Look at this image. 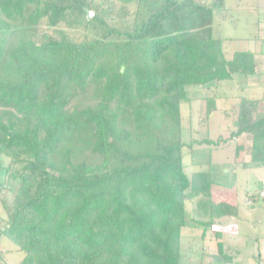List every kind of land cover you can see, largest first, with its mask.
<instances>
[{
  "label": "trees",
  "instance_id": "1",
  "mask_svg": "<svg viewBox=\"0 0 264 264\" xmlns=\"http://www.w3.org/2000/svg\"><path fill=\"white\" fill-rule=\"evenodd\" d=\"M118 1L125 27L108 20L120 19L114 1L0 0V264L3 241L23 254L13 264H194L182 248L192 226L221 239L215 221L236 209L195 160L214 142H185L181 111L202 100L187 87L256 73L254 53L227 58L213 29L229 7ZM84 6L97 14L88 20ZM75 9L82 21H66ZM236 127L232 136H253L250 164L264 167V100L242 98ZM199 264L237 262L219 242Z\"/></svg>",
  "mask_w": 264,
  "mask_h": 264
},
{
  "label": "rangeland",
  "instance_id": "2",
  "mask_svg": "<svg viewBox=\"0 0 264 264\" xmlns=\"http://www.w3.org/2000/svg\"><path fill=\"white\" fill-rule=\"evenodd\" d=\"M78 2L79 0H75ZM111 3L114 1L116 8L114 14L119 16L117 21L110 20L112 23H116L117 26L125 27L129 19L120 16L122 11L121 6L124 3L118 0H109ZM228 4L229 10L226 12V19L217 16L213 19V29L215 33L219 34L220 38L229 40L230 38L236 37H248L253 38L256 35L261 37L264 35V0H224ZM104 3V2H103ZM73 4V3H72ZM83 7V4H82ZM118 7V8H117ZM259 7V8H258ZM132 12L135 11V4L131 6ZM106 13L112 11L111 7L108 5L100 8ZM87 10L84 6L83 11ZM92 13L93 18L97 12L94 8H89ZM67 18L66 21H82L83 15L77 9L70 10L68 14H64ZM133 14L131 15V20L133 19ZM66 21H62L60 26L67 27ZM261 21V22H260ZM48 30L49 33L52 29H48L47 25L44 26V30ZM79 35H84L83 29H79ZM224 46L228 48L230 41H225ZM229 84V83H228ZM215 88V87H213ZM226 89L227 86H225ZM208 89L200 86H191L186 88V92L189 96L193 94L202 95ZM222 90V91H220ZM218 93H223L225 96V90L220 89ZM236 89L229 88L230 94L228 98H223V102H218V110L215 112L208 111V102L214 107L215 101L213 97L211 100H198L185 103L181 107L182 115L184 118L183 122V138L185 142H190L192 140H204L209 139L214 143L208 145H198L195 147V160L198 162L205 161L206 168L211 169V177L213 180V185L217 189V193L220 194L219 198L230 204L235 200V194L238 191L240 194L245 193L247 190L251 191L252 194L250 199L243 200V197H239L240 202L251 203L253 208L257 209L253 212L251 209L244 207L240 208L238 212V217L235 218V225L227 226L228 232H224L226 229L224 226H215L216 230L223 232V237L217 239L215 232H208L206 239L200 237V232L203 230L201 227L196 225L192 226V235L187 234L186 238L182 241L183 252L187 255V262L199 264L200 258L203 251L206 250H216L219 242L224 244L225 251L235 257L237 264H259L264 257V252L261 254L259 251H264V198L260 197L261 189L264 188V184L259 180L260 176H264V167L251 166L249 161L251 158L248 157L247 152H243L240 156H236L237 146L241 143L244 144V138H238V142L231 143V135L235 131V120L236 117L233 114L234 108L232 106L237 102ZM212 94H216L217 91L210 89ZM254 92H248V97H253ZM221 103V104H219ZM234 131V132H233ZM218 139H221V146L217 145ZM190 156L187 154L186 163L190 165ZM209 160L210 164L206 161ZM1 163L4 167H7L9 160L6 158H1ZM245 163L247 166H243ZM208 164V165H207ZM205 167V166H204ZM189 171V170H188ZM237 190V191H236ZM8 201H11V196L7 195L5 197ZM243 200V201H242ZM194 208L191 203H187V217L190 221L193 217ZM7 220L6 212L3 208L2 201L0 200V225H5ZM233 222V220H231ZM230 222V223H232ZM218 223V222H217ZM227 223V222H225ZM218 223L217 225H220ZM236 227L237 232L229 231ZM188 233V232H187ZM236 242V243H235ZM2 249L5 252V259L7 264H13L20 261L23 254L10 246L8 242H2ZM238 249V253L236 252ZM185 255V258H186Z\"/></svg>",
  "mask_w": 264,
  "mask_h": 264
},
{
  "label": "crops",
  "instance_id": "3",
  "mask_svg": "<svg viewBox=\"0 0 264 264\" xmlns=\"http://www.w3.org/2000/svg\"><path fill=\"white\" fill-rule=\"evenodd\" d=\"M256 4L257 5L259 4V0H258V3H256ZM227 6H228V4H227ZM217 35H219V34H217ZM224 40L230 41L228 48L224 46V51H225L227 58H231L235 52L249 51V52L254 53L256 66H257L255 75L245 76V75L236 74V75H234L233 79L226 81L222 85L217 86L216 84H213V85H210L208 87L206 86L205 88H207L208 90L205 93H202V95L193 94L192 97L193 98H195V97L200 98V99H203L206 101L208 98L213 97L214 101H215V105H214L215 109L213 111H210L208 109V111L210 113L211 112L213 113L216 110H218V106H217L218 102L221 101V103H222L224 101L223 98L229 97L228 94H230V93H229L228 89L229 88L236 89L238 91L237 102H236V104H234L232 106V109L234 108L233 114L237 118V114H238V110H239V103H240L242 98H247L250 100H264V35L261 37L258 34V35H256V37H253V38L240 37L239 36L236 38H230L229 40H226V39H224ZM225 86H227L228 89H226ZM213 87H215V88H213ZM210 89L213 91H217L216 94L215 95L212 94L210 92ZM220 89H224L225 93H227V94H225V96H223V93H221V92L218 93L219 92L218 90H220ZM220 91H222V90H220ZM248 92H254L255 94L253 97H248L247 96ZM195 101H198V100H195ZM221 103H219V104H221ZM214 107L212 106V108H214ZM236 130H237V127H236V120H235V130L234 131L236 132ZM234 133H232V134H234ZM241 136L245 140L244 144L241 143L238 145L241 148V154L246 151L248 154V157L252 158V154H251L252 153V145H253V143H252L253 136L252 135H249V134H243L240 136H236V135L232 136L231 135V143L232 142L233 143L238 142V138H241ZM247 162L250 163L251 159ZM246 166L248 167L249 165H246ZM259 180L262 182V184H264V176H260ZM236 193H237V194H235V200L236 201L234 203V207L236 209H233V211H231V213H227V215L221 216L220 218L216 219V221H215L216 225L218 223H221L218 226H224L226 228L223 230L224 232H228L227 226H229L230 224L235 225V218L238 217V212H239L240 208L243 209L244 207H247V208L251 209V211H253V212L257 209V207L253 208L251 203L247 202V203L243 204L242 202H240L241 200L239 199V197L244 196L243 200L244 199L248 200L249 196H251V194H252L251 191L247 190L245 193H242V194H240L237 191ZM258 193H260V197H262L261 194L264 193V188L261 189V191ZM262 198H264V197H262ZM263 202H264V200H263ZM237 206H238V208H237ZM231 220H233V222ZM225 222H227V223H225ZM230 222H232V223H230ZM220 230H222V229H220ZM229 231L233 232V234L238 233L236 227L234 228V230L233 229L231 230V227H230ZM236 250H237L236 252L238 253L239 252L238 249H236ZM260 252L262 254L264 251H259V253Z\"/></svg>",
  "mask_w": 264,
  "mask_h": 264
},
{
  "label": "water",
  "instance_id": "4",
  "mask_svg": "<svg viewBox=\"0 0 264 264\" xmlns=\"http://www.w3.org/2000/svg\"><path fill=\"white\" fill-rule=\"evenodd\" d=\"M86 12H87V19L90 20L92 17V13L89 10H87ZM122 72H124V68L122 69Z\"/></svg>",
  "mask_w": 264,
  "mask_h": 264
},
{
  "label": "built area",
  "instance_id": "5",
  "mask_svg": "<svg viewBox=\"0 0 264 264\" xmlns=\"http://www.w3.org/2000/svg\"><path fill=\"white\" fill-rule=\"evenodd\" d=\"M261 196L264 197V193H262ZM260 264H264V257H263L262 261L260 262Z\"/></svg>",
  "mask_w": 264,
  "mask_h": 264
}]
</instances>
